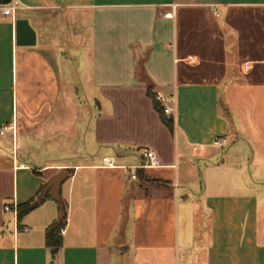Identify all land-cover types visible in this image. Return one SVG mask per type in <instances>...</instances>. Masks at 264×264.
<instances>
[{"label": "crops", "instance_id": "1", "mask_svg": "<svg viewBox=\"0 0 264 264\" xmlns=\"http://www.w3.org/2000/svg\"><path fill=\"white\" fill-rule=\"evenodd\" d=\"M17 1L0 16V264H264V0Z\"/></svg>", "mask_w": 264, "mask_h": 264}, {"label": "trees", "instance_id": "2", "mask_svg": "<svg viewBox=\"0 0 264 264\" xmlns=\"http://www.w3.org/2000/svg\"><path fill=\"white\" fill-rule=\"evenodd\" d=\"M148 92L150 96L154 99L155 106L160 111L164 121L169 126H172L173 120L166 116L165 108L161 104V100L158 99L157 93L153 91L151 85L149 86ZM44 198L45 197H41V195H38L37 197L27 202L20 203L19 205H17L16 209L18 212L19 220H21L26 213L37 207L43 201ZM61 212H62L61 217L58 220L54 221L51 225H49L46 231L47 244L48 246L52 247L54 251H56L57 248L60 247L62 243V228L65 226L66 217H67L65 206L61 208Z\"/></svg>", "mask_w": 264, "mask_h": 264}, {"label": "built area", "instance_id": "3", "mask_svg": "<svg viewBox=\"0 0 264 264\" xmlns=\"http://www.w3.org/2000/svg\"><path fill=\"white\" fill-rule=\"evenodd\" d=\"M18 7H19V2L17 0H11L9 3H6V4H0V16L1 15H3V16L13 15L15 13V11L18 9ZM157 97L159 100L164 99V95L161 92L157 93ZM165 111H166V113H170V108L165 107ZM7 128H8L7 125L3 126V128L1 129V133L3 134L5 132V129H7ZM224 140H225L224 138H221L217 142H218V144H222ZM145 155L151 159V164H157L158 163V160H157L156 155H155L153 150H145ZM136 176H137L136 172H134L132 174V177L136 178ZM5 208H6V210H10V209H12V206L10 204H7L5 206Z\"/></svg>", "mask_w": 264, "mask_h": 264}, {"label": "water", "instance_id": "4", "mask_svg": "<svg viewBox=\"0 0 264 264\" xmlns=\"http://www.w3.org/2000/svg\"><path fill=\"white\" fill-rule=\"evenodd\" d=\"M11 0H0V4L9 3ZM68 176V172L66 170H62L61 172L51 176L48 181V187L51 188L52 195L63 205V200L60 193V187L62 182Z\"/></svg>", "mask_w": 264, "mask_h": 264}, {"label": "rangeland", "instance_id": "5", "mask_svg": "<svg viewBox=\"0 0 264 264\" xmlns=\"http://www.w3.org/2000/svg\"><path fill=\"white\" fill-rule=\"evenodd\" d=\"M221 93H222V96H223V99H224V101H225V97H226V89H222V91H221ZM75 96H78V97H81L82 96V94H81V91L80 90H75L74 91V93H73ZM225 110V109H224ZM79 145H80V143H78ZM79 160H81V159H79ZM66 208V207H65ZM67 209V208H66ZM49 210H50V208L49 207H43L42 209H40V213H46V215L47 214H49L48 212H49ZM40 213H38V214H40ZM48 216V215H47ZM65 227V226H64ZM64 227L62 228V230L64 229Z\"/></svg>", "mask_w": 264, "mask_h": 264}]
</instances>
